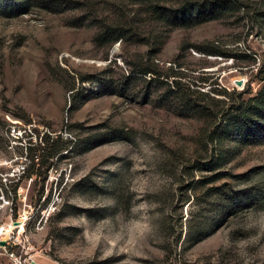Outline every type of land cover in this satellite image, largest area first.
I'll list each match as a JSON object with an SVG mask.
<instances>
[{"label": "rangeland", "instance_id": "1", "mask_svg": "<svg viewBox=\"0 0 264 264\" xmlns=\"http://www.w3.org/2000/svg\"><path fill=\"white\" fill-rule=\"evenodd\" d=\"M248 1L163 31L156 50L135 37L94 43L106 18L130 16L126 0L0 9V264H13L10 250L40 264H264V140L208 141L164 83L173 71L190 88L253 96L262 82L244 64L264 52V20ZM211 40L235 57L195 48ZM146 62L159 79L128 76ZM57 134L70 141L46 156ZM221 147L228 160L205 169Z\"/></svg>", "mask_w": 264, "mask_h": 264}, {"label": "trees", "instance_id": "2", "mask_svg": "<svg viewBox=\"0 0 264 264\" xmlns=\"http://www.w3.org/2000/svg\"><path fill=\"white\" fill-rule=\"evenodd\" d=\"M27 1L0 0V9L10 11L24 10L26 9ZM116 1L121 2L123 0ZM126 1L134 5L131 8L130 16L122 19L121 16L116 14L106 18L93 32L94 43H103L108 47L116 40L123 42L135 37L133 41L157 44V47L154 48L156 50L163 43V31H168L169 28L176 26L190 27L204 21L217 19L231 13V11H238L245 4L244 0ZM260 2L261 4L257 8L253 7L252 11L257 15L258 19L264 20V0H260ZM246 3H252V1L250 0ZM146 23L150 25L148 28L143 27ZM195 48L208 54L235 57L232 49L225 46L222 47L218 42L212 40L206 46H195ZM250 52L251 54H249L244 65L247 68L255 67L254 75L262 82L253 96L245 98L242 96L245 90L229 89L224 85L219 87L211 86V88L206 90L190 88L189 85L191 84L182 82L180 75H178L179 78H175L173 71L170 72V75H173L170 83L164 82L168 93L177 97L184 106L191 110L192 115L202 121L204 128L209 129L208 141L212 143L220 142V146L225 138H231L233 141L242 139L249 141V138H251L252 142L264 140V52L259 54V61L255 60V50ZM146 56L147 58L150 57L148 54ZM130 72L128 76L146 75L149 82L159 79L157 76L159 74L148 62L145 64L140 63L130 68ZM194 92L199 93L202 98H198L194 95ZM211 102L213 103L212 107H210ZM48 139H50V145L57 143L50 152L46 153V156L49 157L65 148L70 141L69 139H62L58 134L54 136L46 135V140ZM36 156L37 153L35 152L29 154L31 165H33V158ZM226 160L228 159L224 156L223 147H221L219 154L215 158L211 157L203 162L208 167L205 169H213L221 166ZM27 173H29V170Z\"/></svg>", "mask_w": 264, "mask_h": 264}, {"label": "built area", "instance_id": "3", "mask_svg": "<svg viewBox=\"0 0 264 264\" xmlns=\"http://www.w3.org/2000/svg\"><path fill=\"white\" fill-rule=\"evenodd\" d=\"M0 200H3V198H2V196H0ZM18 216V218L16 219V221H14L15 223L13 224V227L14 226H18V225H20V227L22 228V226H23V224H24V222H25V214L24 213H22V214H18L17 215ZM19 223V224H16V223ZM7 232H6V229L4 228V230H3V228H2V226H0V234H6ZM0 241H2V243L3 242H6V243H8V241L7 240H0ZM10 246V245H9ZM8 254L11 256V259L13 260V264H40L39 262H36L35 260H32V259H30L27 263H22L21 261H20V259L19 258H17V256L14 254V252L13 251H8Z\"/></svg>", "mask_w": 264, "mask_h": 264}, {"label": "water", "instance_id": "4", "mask_svg": "<svg viewBox=\"0 0 264 264\" xmlns=\"http://www.w3.org/2000/svg\"><path fill=\"white\" fill-rule=\"evenodd\" d=\"M232 82L237 85V86H240L243 82V78L242 77H238V78H233L232 79ZM2 242V241H1Z\"/></svg>", "mask_w": 264, "mask_h": 264}]
</instances>
